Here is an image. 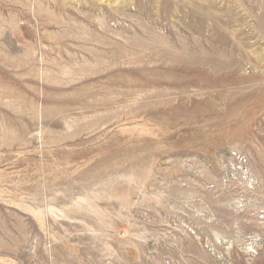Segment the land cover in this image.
<instances>
[{
	"label": "rangeland",
	"instance_id": "374dc122",
	"mask_svg": "<svg viewBox=\"0 0 264 264\" xmlns=\"http://www.w3.org/2000/svg\"><path fill=\"white\" fill-rule=\"evenodd\" d=\"M0 264H264V0H0Z\"/></svg>",
	"mask_w": 264,
	"mask_h": 264
}]
</instances>
